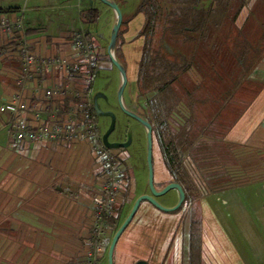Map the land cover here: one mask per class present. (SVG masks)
Wrapping results in <instances>:
<instances>
[{
	"label": "crops",
	"instance_id": "0c3cea01",
	"mask_svg": "<svg viewBox=\"0 0 264 264\" xmlns=\"http://www.w3.org/2000/svg\"><path fill=\"white\" fill-rule=\"evenodd\" d=\"M20 2L0 0L1 9L6 5L17 9L1 14L0 20L23 16L31 50L39 57L83 61L73 41L80 30L89 34L96 48L101 47V54L109 46L115 12L95 32L84 28L89 24L82 13L94 8L93 0H34L25 10L18 7ZM199 7L207 14L198 44L183 45L189 56L181 55L185 67L181 76L195 73L196 83L193 91L183 88L182 97L171 99L166 143L181 146L183 171L193 182L195 198L190 199L193 193L182 187L187 211L198 219L200 261L264 264V0H202ZM72 8L78 12L80 30H56L65 17L61 12ZM144 23L143 14L132 15L122 36L127 59L131 54L126 47L140 49L134 60L137 79ZM15 47L10 39L0 37V77L5 87L1 106L20 89L21 63ZM64 81L83 95L94 93L85 65L73 67L67 80L56 70L37 75L25 94L29 110L24 118L31 126L49 119L47 107L54 108L57 101H48L45 90ZM137 95L140 101L144 98L138 86ZM82 99L67 97V108ZM4 115L0 119V264H85L102 184V167L91 143L27 141L20 149H10L9 117ZM148 116L158 133L151 112ZM156 142L159 181L177 182L180 174L170 167L158 135ZM132 193V200L120 196L112 207L110 215L118 218L119 227L137 199L134 189ZM150 212L147 228L143 216L137 221L136 213L117 242L114 264H191L194 219L188 220L186 235L182 225L169 239L171 225L162 219L163 211ZM113 235L109 231L98 264L107 262Z\"/></svg>",
	"mask_w": 264,
	"mask_h": 264
},
{
	"label": "rangeland",
	"instance_id": "374dc122",
	"mask_svg": "<svg viewBox=\"0 0 264 264\" xmlns=\"http://www.w3.org/2000/svg\"><path fill=\"white\" fill-rule=\"evenodd\" d=\"M19 2V0H17ZM94 1V9H97L99 11V18L96 23L87 25L84 27L86 30L89 28L91 32H95L96 28H100L104 23L106 22V17L114 13V10L109 7L108 5H105L104 3L100 2L99 0H93ZM117 5L121 8L123 12L124 19H130L132 15H134L136 9L140 5L142 0H113ZM73 2V1H72ZM34 3V0H21L18 7L21 9H24L26 7L32 6ZM5 4H8L7 2ZM88 4H91V1H89ZM10 6V5H9ZM4 9H10V7H4ZM61 11L49 10V13L53 15H59ZM61 13H65V17L61 22L55 25L56 30H59V28H62L64 30L68 29L70 31H77L80 30V21H79V15L76 9H67L65 11H62ZM60 13V14H61ZM105 48V47H104ZM122 47V52L124 55ZM130 52L131 56L127 59L124 55V58L121 59V64L125 67L128 77V85L125 89L124 95H123V104L124 106L136 113L137 110L139 112L138 115L145 114L146 117H149V111L147 104V100L145 98H142L141 101L138 99L137 95V71L135 67V61L139 57V47H126ZM167 48V47H164ZM169 50L171 49V54L173 58L181 59L182 53H187L189 56V53L187 52V49L184 46H177L172 45V47H168ZM98 56L99 55H105L107 54V47L104 49L103 54H101L99 51H101V47H97ZM115 57L117 58L116 54V48H115ZM118 60V59H117ZM95 77L93 78V90L94 93L91 96V100L93 103V99L95 94L97 93H103L107 96V100L104 98H99V106L101 110L104 113H110L111 115H98L94 109V103H93V121L95 122L96 131H97V139L103 144V138L110 132L111 127L113 125V116L115 118V124L113 131L110 132L108 140L110 143H119V144H128L125 148H120L119 150L110 149L113 150L121 159V162H125L126 167L128 169V174L125 173V168L123 169V164L121 166V175H122V181H121V187H120V193L117 197L122 196L123 201L124 200H132L133 199V193L132 190L134 189V195L137 197V199L144 195V194H150V187L148 183L149 178V168H148V134L147 131L145 132V127L142 123L137 121L136 119L130 117L126 113L123 112L121 109L119 102H118V87L120 85V74L118 70L115 67H112L110 63L107 61H98L97 60V67H96ZM2 66L0 64V74H1ZM196 74H188V76L183 75L179 76L178 81L174 83L173 89H174V96L175 97H182L183 92L187 90V87L189 90L193 91L192 89L193 85L196 83ZM185 90H184V89ZM5 90L4 84L1 81L0 77V107L2 103V95ZM142 96V95H141ZM141 111H140V110ZM96 114V116L94 115ZM142 115H140L142 117ZM4 113H0V119L4 118ZM86 141V140H85ZM153 168H154V186L156 191H160L165 187L167 183L162 184L161 181H159V169H158V152L156 148V137H153ZM54 142V141H52ZM90 142V141H89ZM62 143V142H58ZM91 143V142H90ZM66 144V143H65ZM93 151H94V144L91 143ZM105 146V145H104ZM95 152V151H94ZM96 154V152H95ZM97 155V154H96ZM98 157V156H97ZM182 174L180 177H182L183 180H186L190 183V179L188 178L187 174L185 172H181ZM128 177L131 183L128 179H125ZM133 178V179H132ZM102 182H103V174H102ZM172 182V180L170 181ZM171 184V183H169ZM102 185V184H101ZM157 202L164 206V207H174L178 204L180 197L177 190H171L163 197H159L156 199ZM115 204V203H114ZM113 204V205H114ZM119 204H116L114 207L117 208ZM113 207V206H112ZM133 207V206H132ZM153 209L156 211H159L154 205L149 203L148 201H144L141 203L139 207V211L137 212V221L140 218V215L143 216V227L147 228L150 225L151 217L150 214L151 210ZM132 210V208H131ZM112 211V210H111ZM130 213V212H129ZM165 216L162 218L165 222H169L171 227L169 228V231L167 233V238L171 239L174 238L178 226L181 228L182 225H184L185 229V235L187 233V225L188 220L191 219V221L194 219L193 223L191 224V237H193V240L191 242V250L192 254L191 256H194L193 260L191 261V264H204L199 259V255L197 252V239L196 236H198V219L196 216L194 217L193 211H187L186 204H184L179 210L175 212H163ZM176 223L177 227H176ZM142 227V223H141ZM112 228L109 227L106 237L111 231ZM184 235V236H185ZM91 239V237H90ZM105 245L102 246V252L105 251L107 248V238L104 239ZM110 246V245H109ZM91 244L89 242V249L90 250ZM87 251V253H88ZM101 254L100 257L101 258ZM108 255V253H107ZM100 260V259H99ZM99 263V261H98ZM97 263V264H98ZM86 264V263H85ZM101 264H109L108 257L107 262L103 260ZM138 264V263H137Z\"/></svg>",
	"mask_w": 264,
	"mask_h": 264
},
{
	"label": "built area",
	"instance_id": "2783aa9c",
	"mask_svg": "<svg viewBox=\"0 0 264 264\" xmlns=\"http://www.w3.org/2000/svg\"><path fill=\"white\" fill-rule=\"evenodd\" d=\"M0 37H6L16 44L17 59L21 63V73L18 77L19 92L0 107V112L8 115V142L10 149H20L24 143L54 141L73 144L78 141H90L94 144L99 162L102 167L103 182L99 200L94 210V224L90 239V250L86 254V264H97L104 239L109 229L107 218L111 214L112 206L120 193L122 162L120 157L104 146L97 139V129L93 121V93L83 95L74 89L68 81L45 90L48 101L56 100L57 105L47 107L49 119L41 122L37 127L31 126L24 118L29 110L25 96L29 83L37 75L45 74L49 70L60 72L68 79L72 68L85 65L91 79L95 76L98 52L85 30L74 34L73 41L80 58L83 61L72 62L63 57H39L32 50L27 36L23 16L13 20H0ZM83 98L76 107L67 108L66 99Z\"/></svg>",
	"mask_w": 264,
	"mask_h": 264
},
{
	"label": "trees",
	"instance_id": "16d2710c",
	"mask_svg": "<svg viewBox=\"0 0 264 264\" xmlns=\"http://www.w3.org/2000/svg\"><path fill=\"white\" fill-rule=\"evenodd\" d=\"M202 0H142L134 15L143 14L145 23L139 36L144 38L142 57L139 64L137 86L141 95L147 100L148 111L151 112L152 119L157 123L158 136L161 141L168 163L173 170H177L181 175L182 148L172 147L166 143L168 128V114L171 111L170 102L174 98L173 85L185 70L183 58L177 59L164 47L172 45L183 46L198 44L199 31L202 23L206 21V12L200 9ZM17 9H1L0 15L15 13ZM82 18L86 24H94L99 18V11L89 8L82 13ZM128 19L123 21V25L118 35L116 44L117 59L121 62L124 58L122 52L123 34L126 30ZM98 61H107L112 64L109 56L99 55ZM122 63V62H121ZM97 70V69H96ZM96 116V114H94ZM178 177L177 182L185 189L189 188L190 199L195 198L192 190L193 182L190 183ZM188 202L186 195L185 202ZM183 204V205H184ZM107 223L112 232L119 228L117 217L109 215Z\"/></svg>",
	"mask_w": 264,
	"mask_h": 264
},
{
	"label": "water",
	"instance_id": "95a60500",
	"mask_svg": "<svg viewBox=\"0 0 264 264\" xmlns=\"http://www.w3.org/2000/svg\"><path fill=\"white\" fill-rule=\"evenodd\" d=\"M99 1H101L105 5H108L109 7H111L116 14V22H115V25L112 29V34H111L109 46L107 47V55L109 56L112 64L118 70V72L120 74V80L121 81H120V85L118 87L119 105H120V107L124 113H126L130 117H132V118L136 119L137 121H139L140 123H142L144 125L146 131H147V134H148L147 160H148V168H149L148 183H149V187H150V194H144V195L140 196L138 199H136V201L132 207V210L130 211V213L126 217L125 221L120 225V227L114 233V235L111 239L109 249H108V262H109V264H114V252H115L117 242L120 239V237L122 236V234L125 232L127 227L130 225V223L132 222V220L135 217L136 213L138 212L139 207H140L142 202L148 201L149 203L154 205L157 209H159L163 212H166V213L175 212L183 206V204L185 202L186 194H185L181 184L176 183V182H173V183L167 185L165 188H163L160 191L155 190L154 168H153L152 127H151L150 123L147 122L143 117H141L140 115L128 110L123 104V95H124L125 89L128 85V77H127V72H126L125 67L115 57V48H116V44H117V40H118V35H119V32H120L121 27L123 25V21H124L123 12H122L121 8L117 5V3H115L113 0H99ZM99 98H105L106 99L107 97L103 93L95 94L94 99H93V103H94V109H95L96 113L98 115H111L110 113H104L101 110V108L99 106ZM114 124H115V118L113 116V125L111 127L110 132L113 131ZM110 132L103 138V144L107 148H109V149H120V148H125L128 146V144L124 145V144H119V143H110L108 140ZM171 190H177L178 191L179 197H180L178 204L174 207H164V206L160 205L156 199L159 197H163L164 195H166ZM138 264H147V263L146 262H139Z\"/></svg>",
	"mask_w": 264,
	"mask_h": 264
},
{
	"label": "flooded vegetation",
	"instance_id": "af4514ba",
	"mask_svg": "<svg viewBox=\"0 0 264 264\" xmlns=\"http://www.w3.org/2000/svg\"><path fill=\"white\" fill-rule=\"evenodd\" d=\"M106 96V95H105ZM107 97V96H106ZM105 99V98H104ZM107 100V98L105 99ZM137 113L139 114L138 110H137ZM147 122L150 123L151 127H152V139L153 137H157L158 133H157V130H156V127L154 126V124L152 123V121L149 119V117H146V116H142ZM145 132H146V129H145ZM170 183H173V182H170ZM176 183H179V182H176ZM169 185V183L167 184ZM165 185V187L167 186ZM164 187V188H165ZM162 190V189H161Z\"/></svg>",
	"mask_w": 264,
	"mask_h": 264
}]
</instances>
